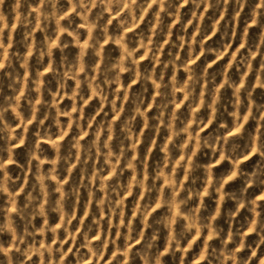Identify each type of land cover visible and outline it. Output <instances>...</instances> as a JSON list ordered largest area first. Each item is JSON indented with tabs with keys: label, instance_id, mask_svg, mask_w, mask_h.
I'll list each match as a JSON object with an SVG mask.
<instances>
[{
	"label": "clouds",
	"instance_id": "1",
	"mask_svg": "<svg viewBox=\"0 0 264 264\" xmlns=\"http://www.w3.org/2000/svg\"><path fill=\"white\" fill-rule=\"evenodd\" d=\"M0 264H264V0H0Z\"/></svg>",
	"mask_w": 264,
	"mask_h": 264
}]
</instances>
